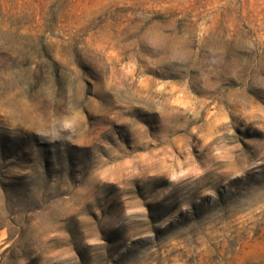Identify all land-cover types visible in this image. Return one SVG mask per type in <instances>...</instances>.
<instances>
[{
	"label": "rangeland",
	"instance_id": "rangeland-1",
	"mask_svg": "<svg viewBox=\"0 0 264 264\" xmlns=\"http://www.w3.org/2000/svg\"><path fill=\"white\" fill-rule=\"evenodd\" d=\"M0 264H264V0H0Z\"/></svg>",
	"mask_w": 264,
	"mask_h": 264
}]
</instances>
